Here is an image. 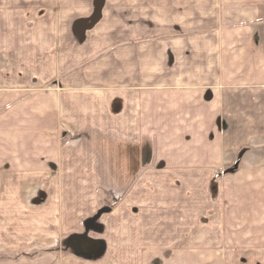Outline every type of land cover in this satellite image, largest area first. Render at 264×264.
Wrapping results in <instances>:
<instances>
[{
  "label": "crops",
  "instance_id": "0c3cea01",
  "mask_svg": "<svg viewBox=\"0 0 264 264\" xmlns=\"http://www.w3.org/2000/svg\"><path fill=\"white\" fill-rule=\"evenodd\" d=\"M0 13V92L18 96L0 115V253L82 239L78 222L117 201L74 259L0 264H264V0Z\"/></svg>",
  "mask_w": 264,
  "mask_h": 264
},
{
  "label": "rangeland",
  "instance_id": "374dc122",
  "mask_svg": "<svg viewBox=\"0 0 264 264\" xmlns=\"http://www.w3.org/2000/svg\"><path fill=\"white\" fill-rule=\"evenodd\" d=\"M0 1H2V0H0ZM45 10H47V9H45ZM32 22H34V21L32 20ZM86 22H87V20H82V23H84V26H85ZM32 83H33V80H32ZM57 83L58 82L55 79H53L50 82H48L45 86L57 88L58 87ZM33 96L34 95H31V97H33ZM17 97L18 96H16V95H8L5 92H0V115L3 114V113H5V109H6V106H7L8 102H17L18 101ZM36 98L37 97H35L34 99H32L31 102H36ZM38 102H40V101H38ZM32 122H34V117H32ZM69 136H70L69 135V131L67 129L66 130H63L60 133V138L62 140V144L63 145H67V143H71ZM238 161H240V159H238ZM237 167H238V164L236 166L232 167V168L231 167L224 168L222 171L218 172L219 174H217V176L220 175L219 177L221 179H225L226 180L230 176L231 173H234L236 171V168ZM116 203H117V201L112 200L111 203H109L108 205H103L101 208L106 207V206H109V207H111L110 212H112L113 211V208L116 207L115 206ZM98 211H96L93 215H91L89 217H86L84 220H80L78 222L79 223V227H80L79 232H81L83 235L84 234L85 235L87 234V237H89V234H91L93 231H95L98 228V226H99L98 223H100L102 217L105 214L110 213V212L104 213L101 216V218L99 220H97L94 223V225H92L91 229L87 232V221L90 218L94 217L98 213ZM84 221H85V223H84ZM99 229H101V228H99ZM80 238L81 237H78V234H75V232L72 233L71 231H69V232H66L63 235L59 236L58 238H52V239H48V240L42 241L40 243L39 242H36V243L32 244V246L29 248V253H27L26 255H23L21 253H19V254H16L15 253L14 255H12V254L11 255H5V254H1L0 253V260H5L6 258L19 259V258H23V257L35 258V257H38L39 256V254H38L39 253L38 252L39 249H45V251H49V250H53L54 251V250H56L54 252H57L58 255L61 253V255L63 256V258L65 257L67 259V261H69L70 259H72V258L74 259V257H76L75 256L76 253L81 252V250L78 251V252H76L77 251V248H78V246H76V245H77V242L78 241H81ZM254 240H255L254 242L256 244H262L263 241H264V238L254 239ZM245 241L246 240L245 239H242V238L234 239V242H236L238 244V246H240V247L243 244V242H245ZM93 242L96 243V241H94V240H93ZM250 242L252 243V239L250 240ZM98 243L100 244V246L97 243L96 244L99 246V249L96 252V254L94 252L95 255L93 257H95V256L100 257L101 256L100 254L102 252H104V247L105 246L101 242H98ZM98 246H97V248H98ZM255 246H258V245H255ZM40 247H42V248H40ZM72 247H76V248H74L75 251L72 250ZM59 249H61V251Z\"/></svg>",
  "mask_w": 264,
  "mask_h": 264
},
{
  "label": "water",
  "instance_id": "95a60500",
  "mask_svg": "<svg viewBox=\"0 0 264 264\" xmlns=\"http://www.w3.org/2000/svg\"><path fill=\"white\" fill-rule=\"evenodd\" d=\"M98 16H96V18H94V20L92 19V22H91V25L93 24V23H95L97 20H98ZM110 210H111V207H109V206H106V207H103V208H101L99 211H98V213L94 216V217H92V218H90L88 221H87V232L91 229V227H92V225H94V223L97 221V220H99L100 218H101V216L104 214V213H106V212H110ZM82 242H84L85 244H88L89 243V240H88V237H87V234L86 235H84L83 237H82ZM97 248V247H96ZM102 254V253H101ZM100 254V255H101Z\"/></svg>",
  "mask_w": 264,
  "mask_h": 264
}]
</instances>
